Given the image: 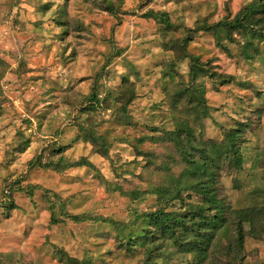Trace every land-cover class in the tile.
<instances>
[{
  "label": "rangeland",
  "instance_id": "1",
  "mask_svg": "<svg viewBox=\"0 0 264 264\" xmlns=\"http://www.w3.org/2000/svg\"><path fill=\"white\" fill-rule=\"evenodd\" d=\"M213 194L208 254L149 241ZM263 208L264 0H0V264H264Z\"/></svg>",
  "mask_w": 264,
  "mask_h": 264
},
{
  "label": "trees",
  "instance_id": "2",
  "mask_svg": "<svg viewBox=\"0 0 264 264\" xmlns=\"http://www.w3.org/2000/svg\"><path fill=\"white\" fill-rule=\"evenodd\" d=\"M250 12L253 14L256 13L257 10L254 8ZM250 16L252 15L250 14ZM150 17L157 19L166 28L171 27L169 21L166 19V14L164 13L150 12ZM223 27L229 30L238 29L243 27V23L241 20L235 19L232 23L223 24ZM190 71L192 74H195V70L193 68ZM224 138L228 140L232 149L234 147L235 131L225 132ZM201 185V183H198L197 185L195 184L193 189L202 192L204 190H202ZM204 187L206 189L207 185ZM254 191L257 195L262 194L261 190L257 189ZM211 197L212 198H209L208 200L209 206L206 210L201 207L197 208L196 210H193V207H189V210L185 212H166L163 209H159L153 213L142 216L146 219H149L156 229L160 230L161 232H159L160 236H158L155 232L152 234L150 233L149 241L152 242L154 238L160 239L162 242L172 241V243L177 245L180 250H183L185 253L192 254L194 258H202L206 253L208 254L212 237L214 236V231H217L223 224H225L230 213V208H225V204L219 202L217 200V196L213 194ZM173 199L178 200L180 197ZM259 211H261L260 207L257 208L256 206H253L250 210H243L242 217L236 215V213L235 218L231 219L232 223H235V241L237 247L232 248V250L228 249L227 251L232 252L233 257L236 258V256L243 249L244 224H248L251 227L250 235L253 239L260 237V232L253 226L256 224L255 221ZM194 212H197L200 216V225L196 224L194 221ZM211 213H213V215L212 217H209V214ZM225 213H228L227 216H224ZM83 217L85 218V216ZM75 218L78 219V217ZM101 221H103V219ZM201 228H203V230L200 233ZM63 257L64 256H61V259H64L66 264H84V262L78 261L77 259ZM228 262L230 264L233 263L232 261ZM193 264H196V262L194 261Z\"/></svg>",
  "mask_w": 264,
  "mask_h": 264
}]
</instances>
